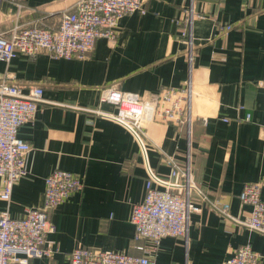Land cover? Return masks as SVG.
<instances>
[{
	"label": "crops",
	"instance_id": "crops-1",
	"mask_svg": "<svg viewBox=\"0 0 264 264\" xmlns=\"http://www.w3.org/2000/svg\"><path fill=\"white\" fill-rule=\"evenodd\" d=\"M77 1L0 0V31L41 20L55 26ZM192 2L144 0L148 11L124 15L116 27L117 43L98 39L87 59L54 58L42 50L36 58L0 60V79L7 71L25 90L41 84L49 101L20 128L19 137L32 150L28 174L13 186L10 214L21 217L39 205L45 176L56 169L83 180L51 213L56 229L46 239L52 258H32L30 264L65 263L78 245L144 254L138 246L151 242L134 241L131 211L143 200L148 168L170 173L167 155L184 167L190 152L194 179L208 199L230 202V214L239 220L249 216L252 207L238 195L246 183H264V0ZM191 4L201 15L192 26L198 52L192 70L184 25L176 23ZM229 23L233 29L221 34L219 28ZM190 79L188 135L185 124L174 123L180 114L169 115L159 102L180 98L176 102L183 109L179 93ZM115 83L124 94L122 105L100 102L103 90ZM95 108L126 120L134 131L96 115ZM248 112L251 121L245 120ZM191 201L200 210L190 215L189 242L163 237L156 264H222L246 243L263 254L264 264V233L224 218L195 191ZM6 204L0 198V212Z\"/></svg>",
	"mask_w": 264,
	"mask_h": 264
},
{
	"label": "built area",
	"instance_id": "built-area-1",
	"mask_svg": "<svg viewBox=\"0 0 264 264\" xmlns=\"http://www.w3.org/2000/svg\"><path fill=\"white\" fill-rule=\"evenodd\" d=\"M19 6L21 8L22 3ZM138 11L142 14L148 11L144 0H78L61 15L60 23L55 26H49L41 20L39 25H19L10 31H0V60L9 63L19 55L36 58L42 50L54 58L87 59L98 39L104 38L116 44V27L120 19ZM195 16L201 17L195 13L191 4L184 19L176 18L177 25H184L182 35L187 38L190 70L198 54L192 35ZM233 27L232 23L226 24L219 28L220 33L225 34ZM6 73L0 79V177L3 179L0 198L7 203L6 208L0 212V264H30L32 258H52L53 249L47 245L46 239L47 234L56 229L51 213L72 193L81 189L83 180L74 172L56 169L45 176L43 200L39 205L27 208L21 217L10 214L13 186L28 174L27 155L32 150L31 144L19 137L20 128L36 117L41 103L49 101L44 97L45 89L41 84L32 85L25 90L21 84L12 80L11 73ZM192 93L190 79L187 88L179 93L184 96L183 109L179 110L176 102L180 98L174 99L172 103L159 102V109L169 115L180 114L174 123L185 124L188 135L193 120ZM123 98V91L115 83L103 90L100 102L122 105ZM91 110L100 117L116 120L133 130L126 120L109 111L101 108ZM252 118L250 112L246 113V121H251ZM223 121L229 122L230 119L224 117ZM166 160L170 165V173L161 175L148 168L143 200L135 203L131 211L130 220L135 226L134 241L151 242L150 245L138 246L144 254L135 255L78 245L68 254V261L62 264H156L157 247L163 237L180 236L185 238L186 244L189 242L190 215L200 210L191 201L194 191L205 201L211 202L224 218L264 233L262 181L246 183L238 195L242 203L252 207L249 216L239 220L230 214V202L220 204L209 200L197 185L191 168L190 152L184 167L171 155H167ZM262 260L263 254L254 250L250 243H246L235 249L222 264H261Z\"/></svg>",
	"mask_w": 264,
	"mask_h": 264
},
{
	"label": "bare ground",
	"instance_id": "bare-ground-1",
	"mask_svg": "<svg viewBox=\"0 0 264 264\" xmlns=\"http://www.w3.org/2000/svg\"><path fill=\"white\" fill-rule=\"evenodd\" d=\"M196 90V89H195Z\"/></svg>",
	"mask_w": 264,
	"mask_h": 264
}]
</instances>
